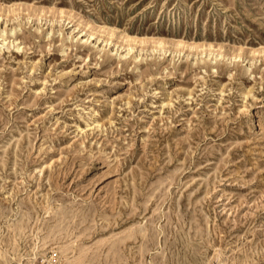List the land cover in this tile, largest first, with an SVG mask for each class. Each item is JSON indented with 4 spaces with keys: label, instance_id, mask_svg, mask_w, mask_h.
<instances>
[{
    "label": "rangeland",
    "instance_id": "rangeland-1",
    "mask_svg": "<svg viewBox=\"0 0 264 264\" xmlns=\"http://www.w3.org/2000/svg\"><path fill=\"white\" fill-rule=\"evenodd\" d=\"M0 264H264V0H0Z\"/></svg>",
    "mask_w": 264,
    "mask_h": 264
}]
</instances>
